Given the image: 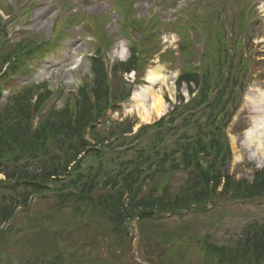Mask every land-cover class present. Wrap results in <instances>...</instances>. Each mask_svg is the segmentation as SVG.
I'll list each match as a JSON object with an SVG mask.
<instances>
[{
  "label": "trees",
  "instance_id": "obj_1",
  "mask_svg": "<svg viewBox=\"0 0 264 264\" xmlns=\"http://www.w3.org/2000/svg\"><path fill=\"white\" fill-rule=\"evenodd\" d=\"M95 37L100 40L99 35ZM3 44L4 38H1L0 51ZM41 50L42 45L29 37L12 49L6 48L3 55L0 52V82L6 85L8 73L21 72L25 61L33 59ZM130 53L127 62L115 66L113 78L119 72L129 73L138 68L134 45ZM4 66L6 71L2 70ZM89 66L90 78H83L76 93L69 94L71 104L61 109L52 107L36 124L35 117L51 95L43 84L24 86L0 106V175L3 176L0 190L9 194H3L4 202L0 204V249L6 245L1 238L17 235L15 225L8 230L1 229L2 225L13 218L16 208L28 210L33 199L38 202L51 199L57 209L70 207L80 220L86 217L88 221L95 218L106 222L109 232L103 236L104 243L95 241V247L129 237L128 224L138 218L145 250L152 247L165 255L176 242L170 229L160 227L167 221L165 215L174 217L183 212L201 215L207 212L208 204L215 208L228 201L264 198V170L254 171L251 181L235 180L227 170L231 155L224 128L232 103L229 98L224 100L223 95L227 92L233 98L234 90L229 91V84L218 90L208 105L211 79L207 71L198 98L184 105L182 111L175 108L167 122L162 120L153 126L141 127L135 135H131L132 124L113 125L111 129L104 126V135L108 136L104 138L95 130L110 108L109 78L100 49H95ZM197 81L194 69L188 66L177 84H197ZM221 81L222 77L216 88ZM1 91L0 84V95ZM115 95L117 100L128 96L122 92ZM201 106L204 110L193 114L196 109H192ZM186 114L182 127L187 130L182 132L181 127L173 126L178 117ZM87 131L88 139L94 143L86 140ZM170 136L177 139L174 144L166 145V138ZM199 160L202 164L196 167ZM178 172L186 173L187 178L176 193L164 186V181L160 191L142 193L144 186L155 184L156 176L164 178ZM222 179L224 183L218 191ZM36 220L18 227L31 237L39 231L47 233L49 222L44 220L38 224ZM41 224L45 227H39ZM86 225L88 222L84 221L82 226ZM53 237V248L45 247L43 253H36L49 260L45 264H77L84 260V257L77 259L67 245L62 250L54 233ZM201 246L217 264H262L264 221L247 225L234 248L211 243Z\"/></svg>",
  "mask_w": 264,
  "mask_h": 264
},
{
  "label": "rangeland",
  "instance_id": "obj_2",
  "mask_svg": "<svg viewBox=\"0 0 264 264\" xmlns=\"http://www.w3.org/2000/svg\"><path fill=\"white\" fill-rule=\"evenodd\" d=\"M26 0H23V2ZM26 2L24 13L20 14L18 10L13 17L8 19V25L15 30L23 29L29 34H36L43 37L44 44H50L48 38L53 36V28L57 23L60 24L58 37V49L45 56L42 60L33 59L29 66L32 73L18 74L17 77L10 80V84L4 92V95H10L16 91L18 86L24 85L27 81H34L36 83L45 82V87L49 90L60 89L58 94H52L46 102L45 109L54 105L57 109H61L65 104H71L70 93L75 94V85L78 84L79 79L84 75L85 79H89L88 71V56L93 51L91 48L100 49L105 52L114 44V40L110 34H116L119 39L124 40V35L128 36L131 32L138 28H146V24L139 21L134 10L135 0H29ZM31 1L35 4L30 5ZM153 1L140 0V16H147L152 10V7L158 6V3ZM184 4L186 1L181 0ZM256 0H194L190 8L180 12L182 20L186 23V44L189 46L191 53L197 51L195 56L198 58L200 64L208 60L211 64H216L219 60L218 51L220 45H229V41L225 39V31L232 27V24L240 28L246 27L245 19L252 10L253 3ZM52 2V3H51ZM0 3H12L14 8L17 4L16 0H0ZM173 2L170 6L162 9L163 20H167L176 14V7H173ZM11 5V4H10ZM70 5L65 10L64 7ZM75 6L82 7L75 11ZM256 7V14L252 17L249 26L254 27L255 21L258 23L260 32L257 33L258 39L255 42H260L264 45V0ZM166 16V18H165ZM18 18V20H16ZM160 18V15L154 16L151 19L150 26L154 25ZM18 21L19 25H17ZM167 23V22H166ZM111 25L108 32L107 27ZM181 23L176 21L174 25L169 26L171 32H177L176 27ZM262 31V32H261ZM139 32L138 45L144 33ZM96 35L100 36V40L91 39ZM63 36V37H62ZM21 35L11 36L9 43L17 40ZM62 37V38H61ZM146 39L148 37L146 36ZM162 40L170 50L172 60L163 62V75L172 78V93H169L164 86L156 85L154 91L158 92L163 101L168 107L167 111H171L179 101L178 95H181L185 101L189 97L186 93V85L184 84L179 91L175 88V81L183 69H186L190 64L184 62L185 55L180 56L184 51L181 50L179 55V46L182 43L178 39L177 34L166 33L162 36ZM91 41V43H88ZM42 42V41H40ZM125 41H119L115 50L112 51L110 59L123 60L128 57ZM230 47H235L234 43ZM157 46V36L152 33V39L149 41L148 47ZM261 45V44H259ZM178 46V49H177ZM124 47V50L122 49ZM141 48V46L139 45ZM246 47L243 48L245 52ZM263 46L258 49L262 51ZM118 50V53L116 52ZM124 51L125 54L121 58L120 53ZM255 52L254 46L248 51V55ZM261 53V52H259ZM118 55L121 59H119ZM115 57V58H114ZM141 63L137 66L135 73L125 75L122 79H113L110 82V88L113 90L119 85L130 97L126 101H118L112 106V111L107 113V125L113 127L114 124L120 123L133 124V130L141 126L140 120L137 117L136 111L133 108L131 99L135 90H139L147 86L146 74L147 72L159 65L158 56L152 49L142 52ZM194 64V63H192ZM252 67L248 68L247 75L244 76V81H251V83H244L242 90H236L235 103L239 102V108L229 127L227 128V135L231 147V163L228 167L230 174L234 175L236 179L249 178L251 168L264 169L252 162L246 154L243 147V134L245 131L253 128L254 124L260 121L258 109L262 108L260 99L264 96V77L254 75L261 73L264 75V58L257 67H253L256 72L251 71ZM88 75V76H87ZM263 78V79H262ZM261 79V81L259 80ZM193 85L190 86L192 91ZM69 89V92H67ZM188 90V91H190ZM131 108H133L131 110ZM112 124V125H110ZM106 128L98 126L95 130L104 135ZM187 175L178 173L174 176L160 178L156 176L155 184L144 186L142 193H149L152 190L160 191L162 189L161 183L165 182L172 193L179 191L185 181ZM2 179V177H0ZM5 193V194H4ZM9 196L7 191L0 190V204L4 202V196ZM70 207L57 209L53 200L47 201H33L31 206L26 211L18 210L15 218L11 224L14 227L17 235L4 236L2 242L5 247L0 249V264H45L48 263L44 257L38 256L36 253L45 251V247H52L53 233L58 240V247L67 245L71 253H75L77 259L84 257V264H138L135 258L144 261L143 264H150L147 259L153 264H217L216 260L206 255L201 245L211 243L217 247L234 248L242 237L244 228L252 223H261L264 221V199L253 202H225L220 203L213 210L199 214L182 213L165 219L160 227L170 229L171 237L176 239L172 247L165 255L163 252L155 251L150 247L145 250L136 246L135 241L132 245L131 235L127 238H120L122 241L113 240L107 241L105 244L95 247L94 243L98 239L104 243L103 236L109 232V226L106 222H98L95 218L92 220L83 217H75ZM39 217L36 220V217ZM36 220V223H42L47 220V233L39 231L37 235L31 237L26 234L18 226L24 227L30 221ZM82 221V222H81ZM84 221L88 225L82 226ZM82 226V227H81ZM39 227H45L40 225ZM129 231L133 235V239H137V229L135 223L131 222ZM2 229L8 230V224ZM53 232V233H51ZM182 232V233H181ZM15 233V234H16ZM192 238V239H191ZM27 239V240H26ZM56 240V244H57ZM25 241V242H24ZM92 241V242H91ZM154 242V239H152ZM111 245V246H110ZM131 247V249H130ZM40 248L42 250H40ZM137 249V254H136ZM139 256V257H138ZM264 264V261L261 262ZM71 264V263H66Z\"/></svg>",
  "mask_w": 264,
  "mask_h": 264
},
{
  "label": "bare ground",
  "instance_id": "obj_3",
  "mask_svg": "<svg viewBox=\"0 0 264 264\" xmlns=\"http://www.w3.org/2000/svg\"><path fill=\"white\" fill-rule=\"evenodd\" d=\"M124 54L125 52L121 51V58ZM172 78L174 77L164 76L163 68L160 66L147 72L146 82L148 86L135 90L131 99L140 123L150 124L166 113L167 107L161 95L154 91V87L161 85L169 93H172ZM259 101L262 105V108L258 110L260 121L245 132L242 145L248 158L258 166H262L264 163V96Z\"/></svg>",
  "mask_w": 264,
  "mask_h": 264
}]
</instances>
